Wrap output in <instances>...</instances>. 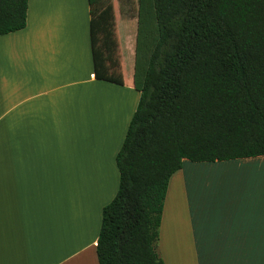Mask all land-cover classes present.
<instances>
[{
  "label": "crops",
  "instance_id": "obj_1",
  "mask_svg": "<svg viewBox=\"0 0 264 264\" xmlns=\"http://www.w3.org/2000/svg\"><path fill=\"white\" fill-rule=\"evenodd\" d=\"M109 5L121 85L95 79L87 0H29L25 29L0 36V264H98L115 157L139 102L137 0ZM76 167L104 177L80 209ZM157 245L164 264H264V157L183 161Z\"/></svg>",
  "mask_w": 264,
  "mask_h": 264
},
{
  "label": "trees",
  "instance_id": "obj_2",
  "mask_svg": "<svg viewBox=\"0 0 264 264\" xmlns=\"http://www.w3.org/2000/svg\"><path fill=\"white\" fill-rule=\"evenodd\" d=\"M28 1L0 0V36L25 29ZM98 1L87 0L94 76L121 85L110 3ZM132 84L139 102L115 157L98 264H164L162 208L183 161L264 157V0H137Z\"/></svg>",
  "mask_w": 264,
  "mask_h": 264
},
{
  "label": "rangeland",
  "instance_id": "obj_3",
  "mask_svg": "<svg viewBox=\"0 0 264 264\" xmlns=\"http://www.w3.org/2000/svg\"><path fill=\"white\" fill-rule=\"evenodd\" d=\"M110 3V0H99L95 6V10H102L105 6H107ZM119 9V7L117 8ZM81 149L85 148L86 145H80ZM91 154L94 155L98 152H100L97 148L94 147V145H89ZM191 164V163H190ZM101 167V165H99ZM76 175L74 176L73 180V187H74V200H75V207L76 209H80L84 207V200L86 197V191L92 186L96 184L97 178H104L100 174L93 175V171L89 172L85 170L83 167H76L75 169ZM111 177H114L112 172L108 170ZM101 173V171H99ZM109 178V177H108ZM157 251L159 253L158 245H157ZM160 255V253H159Z\"/></svg>",
  "mask_w": 264,
  "mask_h": 264
}]
</instances>
